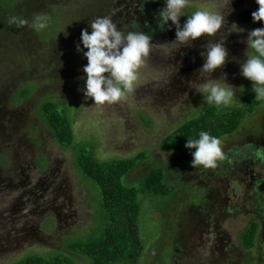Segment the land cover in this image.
I'll return each instance as SVG.
<instances>
[{"label": "rangeland", "instance_id": "obj_1", "mask_svg": "<svg viewBox=\"0 0 264 264\" xmlns=\"http://www.w3.org/2000/svg\"><path fill=\"white\" fill-rule=\"evenodd\" d=\"M26 1L28 6L17 11L29 16V8L45 9L54 24L41 30L48 39L39 45L28 32L24 42L30 51L35 46L39 49L34 53H40L42 46L48 55L33 65L9 50L17 48L18 40L6 39L8 30L0 27V169L5 179L0 186V264L32 253H62L73 257L75 264H90V258L70 244L100 230L104 208L99 186L85 178L77 165L76 146L80 144L102 161L146 153L122 179L137 188L141 202L144 250L140 264H264V161L253 153L256 145H264V99L237 131L222 135L225 158L215 168L194 166L181 149L167 152L162 146L164 137L209 105L196 89L207 75L200 67L201 52L209 40L225 37L228 49L224 64L211 77H223L237 86L235 103L223 108L244 105L247 77L241 74L240 63L246 59V37L250 29L264 26V21L244 22L239 13L257 9L256 0H230L229 5L227 0H189L180 16L181 25L200 6L225 11L226 23L216 34L204 33L180 45L174 40L175 25L169 27L152 39L133 87L120 100L104 104L85 98L82 65L87 59L76 44L81 29L91 31L88 22L106 15L111 0H65L61 7L62 0ZM125 1L115 0L114 5ZM5 3L0 0L3 19L13 6L4 12ZM233 22L243 30L229 31ZM51 56L58 64L50 61ZM27 81H33L36 88L28 97L15 99ZM34 83L28 87L33 89ZM46 98L60 102V108L70 113L75 132L72 146L63 147L41 116L39 106ZM11 163L20 164L19 178H7L15 170L8 168ZM154 167L167 171L168 192L147 188L145 179ZM29 181L45 188L42 197L26 194ZM253 218L260 222L257 245L246 249L242 234Z\"/></svg>", "mask_w": 264, "mask_h": 264}, {"label": "trees", "instance_id": "obj_2", "mask_svg": "<svg viewBox=\"0 0 264 264\" xmlns=\"http://www.w3.org/2000/svg\"><path fill=\"white\" fill-rule=\"evenodd\" d=\"M114 1L111 0V8H106L108 12L104 14L112 15V19L116 23H120L119 27L126 30L135 28L148 32L152 39L159 38L163 32L169 30L170 19L163 26L157 23L159 19L158 11L163 7L164 0H126L123 4H117L118 6L114 5ZM6 3L8 8L3 7L4 12L12 4L13 6L10 8L7 17H4V19L0 18V23L3 21L5 24L0 27L6 26L10 33H7L6 39L10 40L14 37L18 40L17 48L10 47L9 50L22 55L21 59L23 58L27 65H33V62H40L41 56L46 55L48 57L46 49L42 48V46L40 47V53H34L39 48L33 46V50L30 51L27 42H24L27 41L28 32L30 33V39L35 44L39 45L40 42H44L43 39H48L41 34L42 29L37 30L31 26V21L36 14L46 13L49 18V23L46 27L49 29L54 23L50 19L47 10L29 8L27 11L29 16H27L17 11V7L28 6L26 0H6ZM65 3L66 1L62 0L58 7ZM101 8L99 9L100 11L103 9ZM252 11H254L252 8H245L240 11V20L244 22L251 21L253 19ZM13 16L26 17L29 23L17 26L14 22H11ZM50 59L53 63L56 62L58 64V60L54 56H51ZM31 83L34 82L27 81L22 83L21 94L15 95V99L22 100L28 97L36 88L34 83L35 87L30 89L28 85ZM252 83L249 78L246 79L243 106L224 109L215 104H209L199 116L188 120L164 137L162 141L163 149L167 152L181 149L184 158H193L191 152L194 151V148L186 147L185 141L188 137L196 138L201 129L208 130L211 134L220 137L237 131L242 126L246 115L256 111L263 102V99L256 98L255 92L251 87ZM59 103L53 98H46L40 103L39 112L56 140L63 147H69L72 146L75 139L73 121L70 113L61 109ZM76 147L77 165L81 173L85 178L97 184L101 190L104 221L100 230L93 236L76 240L75 242L71 241V248L88 256L91 260L90 264H116L122 261H126L128 264H140V258L144 250L139 226L141 202L138 198L137 188L126 185L122 179L139 160L145 157L146 153L141 151L133 157L102 161L95 156L93 150L86 149L81 144ZM165 172L167 171L162 167H154L149 171L145 183L151 192H168L169 186L165 182ZM259 229L260 222L253 218L242 234V243L246 249H253L257 245ZM11 264H75V261L73 257L62 253H52L50 255L32 253ZM249 264L254 263L251 262Z\"/></svg>", "mask_w": 264, "mask_h": 264}, {"label": "clouds", "instance_id": "obj_3", "mask_svg": "<svg viewBox=\"0 0 264 264\" xmlns=\"http://www.w3.org/2000/svg\"><path fill=\"white\" fill-rule=\"evenodd\" d=\"M258 8L252 11L254 20L264 21V0H256ZM230 4V0H227ZM189 6V0H164V5L158 11V25H165L169 19L175 25V41L180 44L191 43L201 34H216L226 23L225 11L212 10L207 7H196L187 15L181 25L180 16L185 14L184 9ZM11 22L17 26L29 23L26 17L13 16ZM49 23L46 13L36 14L31 26L35 29H44ZM88 28L80 31V41L76 44L78 51L86 57L87 63L82 65L85 98H91L93 103H112L123 98L133 87L139 76V68L148 56L152 36L150 33L135 28L125 29L118 27L110 15H97L88 22ZM229 31H242L235 22L230 25ZM225 37L209 40L206 50L201 52L204 62L200 67L203 74H207L196 89L203 93L202 99L208 104L227 107L235 103L237 86L227 82L223 77L213 78L211 73L218 66L224 64L228 56V49L223 42ZM246 59L240 63L241 74L253 83L252 90L258 99H264V26L250 29L246 37ZM83 46V47H82ZM243 91V86H239ZM185 146L191 152V164L202 165L205 168H215L218 160L225 158L222 148V139L201 129L196 138L186 139ZM254 156L264 161V145L253 148Z\"/></svg>", "mask_w": 264, "mask_h": 264}, {"label": "flooded vegetation", "instance_id": "obj_4", "mask_svg": "<svg viewBox=\"0 0 264 264\" xmlns=\"http://www.w3.org/2000/svg\"><path fill=\"white\" fill-rule=\"evenodd\" d=\"M12 164V163H11ZM8 168H10V169H15V170H13V171H11L12 172V174H8L7 173V171H6V173L8 174V176H7V178L8 177H10V179H15V178H19L20 176H19V168H21V166H20V164H18V163H13L12 164V167H8ZM7 170V169H6ZM4 173H2V171H1V169H0V186L2 185V184H4L3 183V181L5 180L4 179V177L2 176ZM40 181H42L41 179H40ZM28 185H31V182L29 181L28 182ZM27 185V186H28ZM30 189H26V194L28 195V196H34V198H38V197H42V194H43V190L45 189V188H43V187H41V186H39V184H35L34 186H30L29 187Z\"/></svg>", "mask_w": 264, "mask_h": 264}]
</instances>
